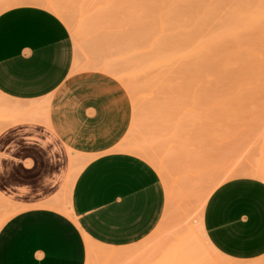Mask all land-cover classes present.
I'll return each mask as SVG.
<instances>
[{
  "label": "rangeland",
  "instance_id": "obj_1",
  "mask_svg": "<svg viewBox=\"0 0 264 264\" xmlns=\"http://www.w3.org/2000/svg\"><path fill=\"white\" fill-rule=\"evenodd\" d=\"M21 5L43 7L65 22L74 69L100 70L124 85L133 119L115 150L145 159L165 183L166 210L155 231L122 248L86 236L87 264H157L199 227L210 180L253 177L250 171L264 168V0H7L0 13ZM8 104L27 105L0 93V105ZM1 106L0 133L17 123ZM40 111L18 122L45 118ZM0 193L1 224L27 205ZM47 206L70 212L66 201ZM194 247L203 264H264V256L207 255L197 239Z\"/></svg>",
  "mask_w": 264,
  "mask_h": 264
},
{
  "label": "crops",
  "instance_id": "obj_2",
  "mask_svg": "<svg viewBox=\"0 0 264 264\" xmlns=\"http://www.w3.org/2000/svg\"><path fill=\"white\" fill-rule=\"evenodd\" d=\"M74 63L72 34L55 13L36 5L0 13V93L47 105L45 118L0 133V191L27 205L0 224V264H87L86 236L107 247L132 246L165 214L161 174L115 150L133 119L127 89L106 72L76 70ZM55 200L66 201L70 212L47 206ZM203 222L225 257L264 256V181L240 176L219 185Z\"/></svg>",
  "mask_w": 264,
  "mask_h": 264
},
{
  "label": "bare ground",
  "instance_id": "obj_3",
  "mask_svg": "<svg viewBox=\"0 0 264 264\" xmlns=\"http://www.w3.org/2000/svg\"><path fill=\"white\" fill-rule=\"evenodd\" d=\"M7 0H0V6L2 5V3L6 2ZM52 3L49 1L47 3V5H51ZM185 38V37H184ZM190 38V37H189ZM186 40V39H185ZM190 41V40H189ZM188 41V42H189ZM187 44V42H186ZM183 50V49H182ZM184 51V50H183ZM187 53V52H186ZM183 54V53H182ZM163 55V54H162ZM184 55V54H183ZM182 55V56H183ZM187 56V55H186ZM183 58V57H181ZM165 59V58H164ZM177 59V58H176ZM187 59V58H186ZM163 61V60H162ZM188 61V60H187ZM161 62V61H160ZM159 62V63H160ZM164 62V61H163ZM162 63V62H161ZM185 66V65H184ZM112 67V66H111ZM186 69V68H185ZM127 76V75H126ZM259 78V77H258ZM252 81V80H251ZM255 81V80H254ZM253 82V81H252ZM260 82V81H259ZM254 83V82H253ZM252 83V84H253ZM261 84V83H260ZM259 84V85H260ZM262 87V86H261ZM3 95V94H2ZM5 96V95H4ZM46 105V104H45ZM44 105V107H45ZM1 106V105H0ZM47 106V105H46ZM3 107V106H1ZM43 105H26V106H20V107H16L12 104H8L6 106L3 107L2 111L4 112V114H6V117H7V120L8 119H11V121L13 120H17L16 122H18V119L20 120L21 119H25L23 117H25L26 115V118L30 115L29 112L31 114H33V118H35V114H37V112H39L40 110H43L44 109ZM46 108V107H45ZM1 110V109H0ZM35 113V114H34ZM40 113H42V111H40ZM39 114V113H38ZM32 116L30 117L32 119ZM39 117V116H38ZM42 118V117H41ZM10 122V120H8ZM15 122V121H13ZM228 175V174H227ZM248 175H251L255 178H259L261 180L264 181V168H260V169H254L252 171H250L248 173ZM232 175H228L226 176L225 178L223 176L220 177V179H214V180H210L209 183H207V188L206 190H204V194H203V197H202V209L203 207L205 206V204L207 203L210 195L212 194V192L220 185L222 184L223 182H225L226 180H228ZM185 177V176H184ZM183 192V191H182ZM1 194V193H0ZM3 213V212H2ZM0 213V214H2ZM2 216V215H1ZM200 230L202 232L201 235H203L204 237V243H202V239L199 237V235H197V230ZM195 230H192L191 233L183 240L181 241L178 246H177V249L176 247L174 249L176 250H173L174 252H172V254L167 257L166 255L163 256L161 258V260H159V262L157 264H186L185 262H182V261H189L190 263L194 262L195 264H203L202 262H200L201 260H198L195 253H194V250H195V247H194V242L197 240H199L200 244L202 245L203 249H204V252L207 254V255H211V254H216V255H219V256H223L225 257L224 255H222L219 251H217V249L210 243V241L208 240V238L206 237V233H205V227H204V222L203 220L200 221V225L198 228H196ZM198 234H200L198 232ZM182 239V238H180ZM100 246V245H99ZM105 247V246H104ZM118 252V251H117ZM170 253V252H169ZM116 254V253H115ZM226 258V257H225ZM184 259V260H183ZM197 260V261H196ZM196 261V262H195ZM217 264V263H215ZM228 264V263H227ZM232 264V263H231ZM242 264V263H241ZM254 264H261V263H254Z\"/></svg>",
  "mask_w": 264,
  "mask_h": 264
}]
</instances>
